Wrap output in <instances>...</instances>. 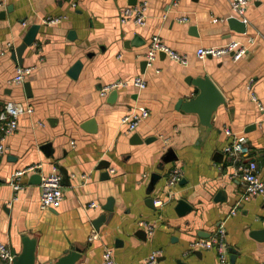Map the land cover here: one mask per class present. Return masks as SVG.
Returning a JSON list of instances; mask_svg holds the SVG:
<instances>
[{
    "label": "crops",
    "instance_id": "obj_1",
    "mask_svg": "<svg viewBox=\"0 0 264 264\" xmlns=\"http://www.w3.org/2000/svg\"><path fill=\"white\" fill-rule=\"evenodd\" d=\"M135 1L147 4L142 24L121 20L122 8L135 5L129 0L1 2L0 108L15 100L32 111L20 114L17 129L3 137L0 241L18 254L24 238L34 239L35 264L55 261L71 246L81 249L73 264H103L106 248L119 264H141L152 250H159V264H217L214 247L192 250L190 243L221 225L228 264H259L264 238L254 233L264 229V193L241 199L242 181L231 174L234 164L224 152L232 137L224 129L246 136L264 181V0L249 3L238 17L246 24L242 33L228 24L236 16L231 0ZM53 16L60 21H45ZM32 24L39 25L35 40L22 53V65L32 69L24 82L13 83L19 63L11 51ZM155 35L186 54L188 63L161 52L149 60ZM231 41L244 44L246 52L235 59L195 53ZM77 60L82 66L73 77L69 69ZM136 75L145 78L144 89L128 84L102 93L104 86ZM197 76H208L225 99L210 126L177 107L197 92L190 82ZM136 105L149 115L129 131L121 117ZM89 119L92 131L81 126ZM133 133L142 141L131 142ZM168 150L175 157L163 161ZM32 164L39 169L21 176L22 187L14 189L13 172ZM174 165L182 174L169 186ZM53 166L64 176L63 197L57 207L41 208L40 182L30 176L48 174ZM153 173L160 177L147 193ZM149 197L163 203L150 205ZM109 199L111 211L103 208ZM179 200L186 206L179 207ZM141 221L152 225L150 233Z\"/></svg>",
    "mask_w": 264,
    "mask_h": 264
},
{
    "label": "built area",
    "instance_id": "obj_2",
    "mask_svg": "<svg viewBox=\"0 0 264 264\" xmlns=\"http://www.w3.org/2000/svg\"><path fill=\"white\" fill-rule=\"evenodd\" d=\"M0 0V6L1 2ZM255 0H231L230 7L233 13L241 18L244 16L246 7L249 3ZM147 4L145 1L135 4L126 5L121 10V20H133L136 23L142 24L145 20ZM183 19H186L185 17ZM48 23H57L60 21V17L53 16L48 17L46 20ZM247 47L244 44L237 41H231L224 46H210V47H198L196 49V55L200 58L206 56L219 57L223 54L230 53L235 59L240 57L246 52ZM157 52H164L173 61L186 65L188 63V57L184 53L177 52L164 44L159 36L155 35L152 38L147 58L150 60L155 57ZM32 67L19 65L16 68L15 74L11 78L13 83H22L25 81L26 76L30 73ZM131 84L137 89L141 90L146 87V80L141 75H136L129 80L118 81L102 88V93L105 94L107 90ZM252 97L256 99L254 94ZM260 105V104H259ZM30 106H25L22 102L9 100L2 108H0V155L4 152L5 146L3 144V137L11 134L18 127V117L24 112H31ZM149 115L148 109L144 105L133 106L125 115L121 117V122L126 124L129 131H133L140 121ZM224 132L232 137L231 141L224 146V152L233 161L234 169L231 174L241 179L243 184V191L241 193V199H249L257 194L264 193V181L257 173V162L251 156V150L246 136L233 132L230 128H225ZM40 167V164H32L22 169H17L11 176V183L14 189L22 187L20 183L21 176L26 173L35 172ZM110 171H114L111 168ZM182 174L180 166L174 165L167 177V184L169 186L175 185ZM62 176L56 166H53L52 170L48 174L41 175L40 181V206L41 208L57 207L63 197L62 193ZM163 200L155 198L153 204L160 206ZM97 204L91 203L90 206H96ZM236 206L230 209V214H234ZM147 232L152 231V225L148 222L141 221ZM215 248L217 251L218 262L217 264H228V253L225 241V230L219 225L216 230L207 237H199L190 243V249L200 248ZM159 250H152L147 256L144 257L141 264H159ZM15 252L5 243L0 241V264H10L12 262ZM103 264H119L113 257L112 250L106 248L102 254ZM259 264H264V259L259 261Z\"/></svg>",
    "mask_w": 264,
    "mask_h": 264
},
{
    "label": "water",
    "instance_id": "obj_3",
    "mask_svg": "<svg viewBox=\"0 0 264 264\" xmlns=\"http://www.w3.org/2000/svg\"><path fill=\"white\" fill-rule=\"evenodd\" d=\"M131 4H135V0H129ZM229 27L237 32H245L246 24L243 20L239 19L236 16H230L228 19ZM39 25L32 24L26 30L24 35L22 36V41L19 45H17L11 51L12 57L16 58L19 65H22V53L27 45H30L35 40V35L38 31ZM161 54H165L161 52ZM147 64V60H143L141 63L142 69H144ZM82 63L80 60H77L69 69V74L73 77H76L81 69ZM190 82L195 86L197 92L188 99H181L178 102V108L185 112H193L196 113L199 117V120L202 125L210 126L211 125V117L213 113L216 111L218 105L225 101L223 94L215 85V83L208 76H197L194 78H190ZM26 90L29 91L28 83L25 84ZM117 95V90L113 89L110 93V99H114ZM83 128L92 131L94 129V120L89 119L84 124L81 125ZM130 141L133 143L141 142V138L137 133H133L131 135ZM48 146V145H46ZM45 146V147H46ZM174 156L172 150H168L162 157L163 161L171 160ZM175 157V156H174ZM160 177L158 173H153L151 175L150 182L147 187V193H150L152 190L156 180ZM64 176H62L61 183L63 181ZM30 182L39 183L41 181V174H33L30 176ZM148 203L150 205L153 204V199L151 197L148 198ZM179 207H185L186 202L183 200L178 201ZM106 210H112L113 206L111 204V199L108 200V203L103 206ZM105 218V214H102L97 218L94 222L95 226L99 225L101 221ZM258 238H264V229L259 230L254 233ZM81 249L78 246H71L70 250L67 251L64 255L60 256L57 260L48 262L47 264H73L77 258V253ZM234 254L231 255V260L233 261ZM10 264H35V241L34 239H23V248L12 259Z\"/></svg>",
    "mask_w": 264,
    "mask_h": 264
}]
</instances>
